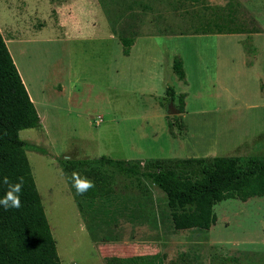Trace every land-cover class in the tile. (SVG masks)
Returning <instances> with one entry per match:
<instances>
[{"label": "rangeland", "instance_id": "obj_1", "mask_svg": "<svg viewBox=\"0 0 264 264\" xmlns=\"http://www.w3.org/2000/svg\"><path fill=\"white\" fill-rule=\"evenodd\" d=\"M0 31L41 121L19 135L44 150L26 155L62 264H264V196L176 231L143 179L78 195L63 164L264 159V0H0Z\"/></svg>", "mask_w": 264, "mask_h": 264}, {"label": "trees", "instance_id": "obj_2", "mask_svg": "<svg viewBox=\"0 0 264 264\" xmlns=\"http://www.w3.org/2000/svg\"><path fill=\"white\" fill-rule=\"evenodd\" d=\"M222 34L225 24L206 25L203 34ZM230 33H237L231 30ZM129 54L132 40H125ZM174 73L182 81L186 73L180 59H175ZM173 97L174 90L168 88ZM41 126L22 78L14 64L0 31V198L11 183L22 177L21 207L5 211L0 206V264H62L57 252L39 192L26 155L27 150L44 153L37 145L20 138V131ZM65 169L110 187L112 175L125 180L143 179L165 197L176 231H208L217 222L214 206L227 199L246 202L264 196V159L253 157H214L168 159L142 163L122 161L106 156L65 159ZM72 181V177H70Z\"/></svg>", "mask_w": 264, "mask_h": 264}, {"label": "clouds", "instance_id": "obj_3", "mask_svg": "<svg viewBox=\"0 0 264 264\" xmlns=\"http://www.w3.org/2000/svg\"><path fill=\"white\" fill-rule=\"evenodd\" d=\"M72 186L75 188L78 195H84L89 190L95 187L94 181L88 179L86 176H81L77 172L72 173ZM3 183L8 186L5 195L0 198V206L5 211L10 209H19L21 207V192L24 185L22 177L18 178V182L11 183L9 178L5 176Z\"/></svg>", "mask_w": 264, "mask_h": 264}, {"label": "bare ground", "instance_id": "obj_4", "mask_svg": "<svg viewBox=\"0 0 264 264\" xmlns=\"http://www.w3.org/2000/svg\"><path fill=\"white\" fill-rule=\"evenodd\" d=\"M20 59V58H19ZM21 63L23 62L22 60L20 61ZM21 65V64H20ZM25 66V65H24ZM23 66V67H24ZM20 68H21V66H20ZM23 70V69H22ZM24 73H25V71H24ZM26 77V76H25ZM28 84V83H27ZM30 84V83H29ZM31 88V87H30ZM29 90V89H28ZM38 91V90H37ZM30 92V91H29ZM32 93V92H31ZM34 93V92H33ZM35 95V94H34ZM39 95V94H38ZM33 98V97H32ZM35 99H36V97H35ZM34 101V100H33ZM41 103V102H40ZM39 105V104H38ZM37 106V105H36ZM53 114V113H52ZM45 116V115H44Z\"/></svg>", "mask_w": 264, "mask_h": 264}, {"label": "water", "instance_id": "obj_5", "mask_svg": "<svg viewBox=\"0 0 264 264\" xmlns=\"http://www.w3.org/2000/svg\"><path fill=\"white\" fill-rule=\"evenodd\" d=\"M171 113H176V111L172 108V109H171Z\"/></svg>", "mask_w": 264, "mask_h": 264}]
</instances>
